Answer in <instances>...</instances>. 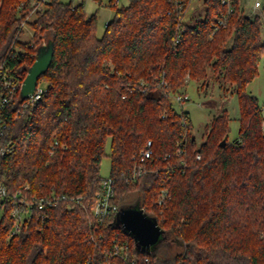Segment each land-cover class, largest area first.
<instances>
[{
  "label": "trees",
  "instance_id": "1",
  "mask_svg": "<svg viewBox=\"0 0 264 264\" xmlns=\"http://www.w3.org/2000/svg\"><path fill=\"white\" fill-rule=\"evenodd\" d=\"M33 1L0 0V66L23 81L37 47L53 42L38 78L46 92L0 137V148H9L0 155V264H148L146 256L149 264H264V115L248 88L264 53L260 17L229 0L226 24L215 29L226 11L219 0H200L191 11L192 0L181 11L175 0H109L114 14L98 36L84 1L46 0L38 8ZM26 23L32 37L22 41ZM209 77L232 86L239 129L228 138L222 109L197 145L173 97L185 92L186 78L206 85ZM23 100L18 92L10 111ZM105 155L119 209L143 207L162 228L156 251L141 250L116 214L95 223L90 205ZM162 187L169 197L158 205ZM19 190L29 199L54 191L81 202L35 207L9 236ZM117 243L127 246L125 259ZM174 245L180 250L171 252Z\"/></svg>",
  "mask_w": 264,
  "mask_h": 264
},
{
  "label": "rangeland",
  "instance_id": "2",
  "mask_svg": "<svg viewBox=\"0 0 264 264\" xmlns=\"http://www.w3.org/2000/svg\"><path fill=\"white\" fill-rule=\"evenodd\" d=\"M64 3L72 2L76 5L80 1H84V10L87 15L95 14L96 15V34L101 36L107 21L111 19L114 14V9L108 6L109 0H60ZM200 0H192L189 11L194 8ZM254 0H243L245 10L251 8V4ZM261 8L256 12V15L260 17L262 21L261 26V37L264 39V0H260ZM128 0H117L116 4L118 6L126 5ZM244 13V12H243ZM33 18V16H31ZM30 18V19H31ZM32 37V28L26 23L23 25V32L19 37L22 41L31 40ZM17 50H20L19 46L15 47ZM40 84H42L40 82ZM185 92L187 93V99L181 103H176L173 101V105L176 110L183 108L184 111L188 113L191 125L193 127V134L196 139V144L199 145L204 137L206 127L211 122L213 116L217 114L222 109L228 111L230 121H229V133L228 138L233 139L238 134L239 129V106L238 98L235 94H232V86L227 82H222L220 80H212L210 77L206 85H203V80H190L186 78L185 83ZM248 88L258 99V103L262 108V115H264V53H262L260 62L258 64V73L257 76L248 84ZM262 127H264V121H262ZM106 153H109V145L106 146ZM110 172V158L108 155L102 157L99 174L102 177H107ZM3 207H0V217L3 214ZM165 239V235H161L158 243L150 246L148 248L149 252L156 251L158 249L159 242ZM174 248L171 252L180 250L178 245H174ZM159 255L164 254L163 249H159Z\"/></svg>",
  "mask_w": 264,
  "mask_h": 264
},
{
  "label": "built area",
  "instance_id": "3",
  "mask_svg": "<svg viewBox=\"0 0 264 264\" xmlns=\"http://www.w3.org/2000/svg\"><path fill=\"white\" fill-rule=\"evenodd\" d=\"M46 0H34L33 5L38 8L43 2ZM222 4L226 5V11L221 13L216 21L215 29L220 27H224L228 18V14L231 12L232 7L230 5L229 0H219ZM175 5L177 10L181 11L183 7V0H175ZM254 6H260V0L254 1ZM40 81L37 82L34 93L30 95L28 98H25L16 109L15 112L10 111V107L13 103V100L16 94L20 91V87L22 84V80H20L19 76L12 74L8 69L0 66V137L3 136L8 128L10 121L13 118H16L18 115H22L24 111L30 106L35 105V103L41 99L42 95L46 92V85ZM176 103H181L187 99V93L181 92L176 94L173 97ZM58 141L55 140L54 144L51 145V148L56 146ZM149 142L147 145L149 146ZM9 151L8 147L0 148V155L3 156ZM150 149L148 148L144 152V156H149ZM136 175L135 173L133 174ZM24 189L28 188V185L23 186ZM6 196V190L3 185H0V202L4 200ZM115 196V180L112 176L108 175L107 177H103L101 181L100 190L96 193V196L93 200V203L90 205L91 212L93 217L95 218V223H101L105 218L115 215L119 207L117 203L113 201ZM167 188L162 187L159 195L157 197L158 205H162L165 200L168 198ZM62 200H71L76 203L81 202L80 196H71L66 193H57L51 191L48 194L40 195V196H32L30 199L26 198L22 193V190L17 191L14 195V199L12 200V210L11 214L14 218L12 229L9 232V236L16 234L20 231L21 226L30 220L32 215L33 208L43 209L48 206L56 205L58 202ZM143 208V207H142ZM89 239L94 240L93 235L91 234ZM125 244H116L115 249L116 253L121 258H126V248ZM145 262L149 264V257H145ZM134 264V263H131Z\"/></svg>",
  "mask_w": 264,
  "mask_h": 264
},
{
  "label": "water",
  "instance_id": "4",
  "mask_svg": "<svg viewBox=\"0 0 264 264\" xmlns=\"http://www.w3.org/2000/svg\"><path fill=\"white\" fill-rule=\"evenodd\" d=\"M53 42L48 40L40 44L36 49L35 59L27 68L22 81L19 96L21 99L28 98L34 93L38 78L43 74L52 59ZM224 144V141L221 142ZM115 224L119 225L127 233L131 234L137 246L141 250L149 251L148 248L158 243L163 233L154 217L147 215L142 207H124L116 213Z\"/></svg>",
  "mask_w": 264,
  "mask_h": 264
},
{
  "label": "crops",
  "instance_id": "5",
  "mask_svg": "<svg viewBox=\"0 0 264 264\" xmlns=\"http://www.w3.org/2000/svg\"><path fill=\"white\" fill-rule=\"evenodd\" d=\"M255 1V0H254ZM239 3H240V5L242 6V9H243V12H244V14L246 15V16H248V17H254L255 15H256V11L259 9V8H261V2H260V6H254V2L251 4V8L250 9H248L247 11L245 10V7H244V4L245 3H243V0H239Z\"/></svg>",
  "mask_w": 264,
  "mask_h": 264
}]
</instances>
